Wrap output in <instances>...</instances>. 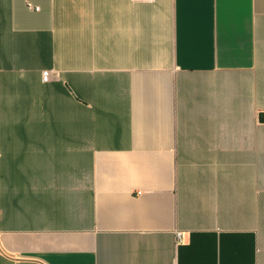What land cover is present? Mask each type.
Here are the masks:
<instances>
[{
    "label": "crops",
    "instance_id": "obj_1",
    "mask_svg": "<svg viewBox=\"0 0 264 264\" xmlns=\"http://www.w3.org/2000/svg\"><path fill=\"white\" fill-rule=\"evenodd\" d=\"M262 113L264 0H0V264H264Z\"/></svg>",
    "mask_w": 264,
    "mask_h": 264
},
{
    "label": "built area",
    "instance_id": "obj_2",
    "mask_svg": "<svg viewBox=\"0 0 264 264\" xmlns=\"http://www.w3.org/2000/svg\"><path fill=\"white\" fill-rule=\"evenodd\" d=\"M147 1L152 2V1H154V0H147ZM29 6H30L31 8L38 9V6H32V5H30V4H29ZM56 74H57V73H56L55 70H52V69H44V70H42V72H41V78H42L43 81H47V80H49V79L51 78L52 75H56ZM177 235L180 236V233H177Z\"/></svg>",
    "mask_w": 264,
    "mask_h": 264
},
{
    "label": "water",
    "instance_id": "obj_3",
    "mask_svg": "<svg viewBox=\"0 0 264 264\" xmlns=\"http://www.w3.org/2000/svg\"><path fill=\"white\" fill-rule=\"evenodd\" d=\"M260 119H261V121H264V113H262V114L260 115Z\"/></svg>",
    "mask_w": 264,
    "mask_h": 264
}]
</instances>
